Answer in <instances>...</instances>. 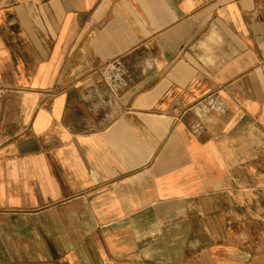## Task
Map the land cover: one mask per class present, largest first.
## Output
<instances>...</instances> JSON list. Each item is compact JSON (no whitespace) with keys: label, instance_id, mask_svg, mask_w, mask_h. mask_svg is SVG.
<instances>
[{"label":"crops","instance_id":"obj_1","mask_svg":"<svg viewBox=\"0 0 264 264\" xmlns=\"http://www.w3.org/2000/svg\"><path fill=\"white\" fill-rule=\"evenodd\" d=\"M0 264H264V0H0Z\"/></svg>","mask_w":264,"mask_h":264},{"label":"built area","instance_id":"obj_2","mask_svg":"<svg viewBox=\"0 0 264 264\" xmlns=\"http://www.w3.org/2000/svg\"><path fill=\"white\" fill-rule=\"evenodd\" d=\"M109 102H114V93L110 94ZM225 110L224 102L216 95H208L199 100L194 105L196 120L191 124L190 130L193 133L199 132L203 128V118L209 112H223Z\"/></svg>","mask_w":264,"mask_h":264}]
</instances>
